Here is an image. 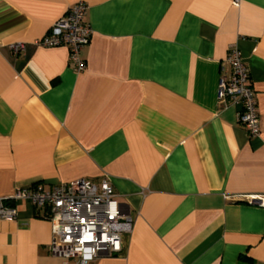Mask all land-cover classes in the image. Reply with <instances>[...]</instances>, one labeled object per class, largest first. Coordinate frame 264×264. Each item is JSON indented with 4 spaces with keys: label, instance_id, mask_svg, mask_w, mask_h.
<instances>
[{
    "label": "crops",
    "instance_id": "crops-1",
    "mask_svg": "<svg viewBox=\"0 0 264 264\" xmlns=\"http://www.w3.org/2000/svg\"><path fill=\"white\" fill-rule=\"evenodd\" d=\"M80 1L82 72L67 46L37 43ZM234 45L258 136L218 101ZM106 175L134 228L90 264H264V0H0V197ZM16 205L0 264H64L48 209Z\"/></svg>",
    "mask_w": 264,
    "mask_h": 264
},
{
    "label": "built area",
    "instance_id": "built-area-1",
    "mask_svg": "<svg viewBox=\"0 0 264 264\" xmlns=\"http://www.w3.org/2000/svg\"><path fill=\"white\" fill-rule=\"evenodd\" d=\"M240 0H235L239 4ZM88 5L84 1L70 6L37 43L44 47L67 46L70 63L76 71L86 70L82 50L90 43L93 29L86 21ZM15 53L25 50L23 42L10 45ZM221 69L218 101L221 107L239 105L240 122L250 136L261 132V117L250 70L241 50L232 46ZM108 175L100 183L83 178L61 182L46 188L35 184L18 188L10 198L0 197V220H14L19 215L18 201H28L47 208L52 223L50 252L66 259L64 264H90L101 254L122 251L123 237L134 228L132 216L123 208ZM264 206V198L255 199Z\"/></svg>",
    "mask_w": 264,
    "mask_h": 264
}]
</instances>
